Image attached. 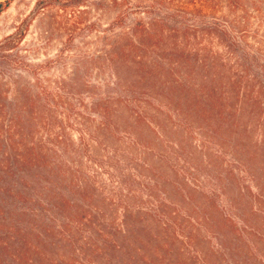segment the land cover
I'll return each mask as SVG.
<instances>
[{"label":"rangeland","instance_id":"rangeland-1","mask_svg":"<svg viewBox=\"0 0 264 264\" xmlns=\"http://www.w3.org/2000/svg\"><path fill=\"white\" fill-rule=\"evenodd\" d=\"M86 1L75 8V0H11L0 15L2 141L13 135L18 143L54 149L51 160L95 181L99 194L130 197L133 222L141 215L142 226L150 228V245L144 233L136 237L149 260L161 246L152 231L163 234L154 226L158 202L170 194L180 203L171 196L176 184L215 198L216 214L228 220L230 238L192 222L185 236L167 239L175 258L201 264L204 255L264 254V236L254 237L228 202L238 188L253 198L257 194L246 167L235 163L231 146L241 141L243 158L254 155L253 164L264 163V150L256 149L264 142V0ZM235 79L240 95L233 90ZM203 85L236 102L252 94L247 113L237 118L241 133L216 127L215 112L189 136L171 122L157 127L170 112L186 111L188 98L205 104ZM20 97L36 104L15 126L12 112ZM106 102L114 104L111 129L99 132L96 106ZM184 144L202 164L199 171L185 166ZM212 161L218 169L234 171L237 184L223 191L209 182L206 167ZM154 182L161 184L158 193L151 191ZM114 218L121 224V207ZM239 233H250L261 249L251 251ZM78 255L90 264L99 257Z\"/></svg>","mask_w":264,"mask_h":264},{"label":"trees","instance_id":"trees-1","mask_svg":"<svg viewBox=\"0 0 264 264\" xmlns=\"http://www.w3.org/2000/svg\"><path fill=\"white\" fill-rule=\"evenodd\" d=\"M112 1L118 3L119 0ZM74 3L73 7L78 8L86 5L87 1L75 0ZM10 5L11 0L0 2V15ZM203 87L202 91L206 89L205 85ZM234 87L236 93V79ZM217 95L215 91L207 92L205 104L198 99H186V111L170 112L157 127L162 128L163 123L171 122L178 132L189 136L202 123L203 117L215 112L218 117L216 127L226 126V133H241L242 126L238 124L237 118H243L247 113L246 106L253 102L252 94L237 102L234 98L227 100L225 95ZM35 104L34 99L20 97L12 112L11 123L17 126L22 114L31 113ZM113 105V102H106L96 106L101 119L97 131H110ZM14 129L15 127H11L12 134ZM201 129L205 133L206 128ZM241 136L239 135L240 138ZM2 137L4 140L0 132V152L5 150L3 154L0 153V264H90V260L80 262L78 254H99L98 259L91 262L93 264H134V261L139 264H184L179 257H174V250L167 239L173 234L185 236L192 222L200 227L214 228L222 239L230 238L226 231L229 222L216 214L215 198L196 196L189 188L176 184L171 196H177L181 202L171 200L170 194L166 201L158 202L159 220L156 219L154 226L157 227L156 232L162 229L163 234L160 236L152 231V238L157 236L161 246L155 248L158 254H154L149 260L144 256V249L140 248L136 237L144 233L149 236L150 245V228L149 225L142 226L141 215H137L136 222H133L135 216L130 210V197L114 194L110 198L104 197L103 193L99 194L95 181L85 176L80 177L77 171L63 169L64 167L52 161V152H56L54 149L39 144L30 145L25 140L18 143L13 135L5 143ZM85 147L88 152L90 148L87 145ZM231 147L235 163L246 167L257 194L253 198L252 192L238 188L236 194L228 198L230 208L241 214L243 224L254 231V237H263L264 163L253 164L254 155L249 156L248 160L243 158L241 141ZM256 149L264 150V142L256 145ZM180 151L187 169L196 167L199 171L202 164H197L198 160L187 152L185 144L181 145ZM161 158L164 159L165 156ZM172 164L168 160V167H172ZM113 167L119 171V165L117 167L114 164ZM206 170V178L220 190L226 191L237 184L234 171L218 169L215 161L210 162ZM160 187V183L154 182V190L151 191L158 193ZM120 207L122 221L118 224L114 216H117ZM237 237L251 251L262 247L261 243L253 240L250 233H239ZM163 252L166 254H162ZM200 258L201 264H264V254H217ZM198 259L199 257L196 262H199ZM186 261L191 262L192 258H187Z\"/></svg>","mask_w":264,"mask_h":264}]
</instances>
